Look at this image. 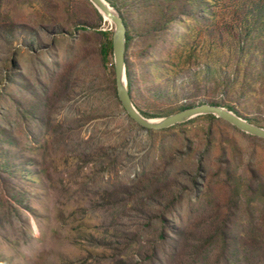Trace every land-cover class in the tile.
<instances>
[{
  "label": "rangeland",
  "instance_id": "374dc122",
  "mask_svg": "<svg viewBox=\"0 0 264 264\" xmlns=\"http://www.w3.org/2000/svg\"><path fill=\"white\" fill-rule=\"evenodd\" d=\"M115 1L141 112L218 103L264 127V0H188L160 33L162 7ZM100 15L0 0V264H264V138L209 114L136 123Z\"/></svg>",
  "mask_w": 264,
  "mask_h": 264
},
{
  "label": "water",
  "instance_id": "95a60500",
  "mask_svg": "<svg viewBox=\"0 0 264 264\" xmlns=\"http://www.w3.org/2000/svg\"><path fill=\"white\" fill-rule=\"evenodd\" d=\"M90 1L101 14L102 12L105 13L106 17L114 26L112 39L117 96L127 114L136 123L146 129L160 130L171 127L177 123L185 122L198 115L214 114L215 116L225 119L247 133L264 138V127L248 121L247 119L239 116L233 110L221 105L203 103L164 117H160L157 120H153V118L143 115L133 102L127 78V26L124 19L120 12L107 0ZM102 16L104 15L102 14Z\"/></svg>",
  "mask_w": 264,
  "mask_h": 264
},
{
  "label": "trees",
  "instance_id": "16d2710c",
  "mask_svg": "<svg viewBox=\"0 0 264 264\" xmlns=\"http://www.w3.org/2000/svg\"><path fill=\"white\" fill-rule=\"evenodd\" d=\"M113 7H115L117 10H119L121 16L124 19V22L127 26V50L129 49L131 45V40L132 36L130 34V30H128V22L126 19V16L124 13L120 11V7L118 6V3L115 0H107ZM127 3H131V6L135 7V9H143L144 7L152 6V5H157L162 7L163 11V16L161 19L156 21V25L154 26L153 30L154 33H160L162 32L167 26L173 22L177 17H180L182 15H189L191 16V13L187 10V1L188 0H126ZM200 2V1H199ZM101 14V13H100ZM101 18L103 19L102 14L100 15ZM102 34L105 37V40L101 46V55L102 59L104 61H108L110 59V56L113 55V32L110 31H103ZM244 49V48H241ZM126 66H127V78H128V83L130 87V92L132 95L133 92V72L131 69V65L128 62V59H126ZM114 89L117 93L116 89V80L114 78ZM133 98V97H132ZM215 105H220L218 103H213ZM195 106L193 103L186 104L181 107V110L193 107ZM230 110L234 111L233 106H228ZM237 114H239L237 111H234ZM143 115L147 117H154V115L146 113V112H141ZM240 115V114H239ZM211 117H216L214 114H209ZM176 125V124H175ZM149 131H153L154 129H148Z\"/></svg>",
  "mask_w": 264,
  "mask_h": 264
},
{
  "label": "bare ground",
  "instance_id": "6f19581e",
  "mask_svg": "<svg viewBox=\"0 0 264 264\" xmlns=\"http://www.w3.org/2000/svg\"><path fill=\"white\" fill-rule=\"evenodd\" d=\"M102 14L104 15L103 17L106 19V20H109L107 17H106V15H105V13L104 12H102ZM110 21V20H109ZM158 118H153V120H157Z\"/></svg>",
  "mask_w": 264,
  "mask_h": 264
}]
</instances>
